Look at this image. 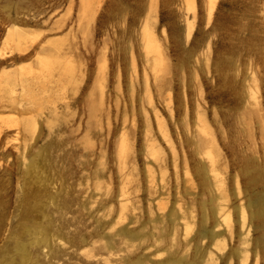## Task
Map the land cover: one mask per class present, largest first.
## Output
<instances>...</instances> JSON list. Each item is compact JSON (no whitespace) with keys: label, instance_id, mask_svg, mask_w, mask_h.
Here are the masks:
<instances>
[{"label":"rangeland","instance_id":"rangeland-1","mask_svg":"<svg viewBox=\"0 0 264 264\" xmlns=\"http://www.w3.org/2000/svg\"><path fill=\"white\" fill-rule=\"evenodd\" d=\"M146 33L159 53L149 51ZM23 43L33 50L30 59L0 70V264H77L69 246L86 222L80 203L91 184L84 174L100 162L116 173L121 155L108 129L123 122L128 130L142 190L143 126L156 134L163 121L180 152L183 115L172 124L169 108L184 99L204 97L206 107L208 96L216 100L219 123L211 127L226 164L231 215L240 202L232 169L242 193L264 188V127L248 121L249 139L238 117L257 105L264 115V0H194V9L191 0H0V52ZM162 77L169 85L154 87ZM87 123L92 134L84 137ZM253 171L263 175L258 188Z\"/></svg>","mask_w":264,"mask_h":264},{"label":"bare ground","instance_id":"bare-ground-1","mask_svg":"<svg viewBox=\"0 0 264 264\" xmlns=\"http://www.w3.org/2000/svg\"><path fill=\"white\" fill-rule=\"evenodd\" d=\"M191 3L194 9V0ZM211 12L212 6L208 11V22ZM194 23L193 15L189 22L190 28ZM190 32L191 29L188 30V36ZM145 39L149 51L159 53L152 34L146 33ZM44 48L42 45L37 47L41 52ZM32 51L31 46L25 43L15 45L8 52L1 51L0 70L12 59L29 60ZM145 58L149 61L147 56ZM161 63L164 65L163 60ZM153 83L159 89L169 85L165 77L155 79ZM207 99L208 107L205 106L204 97L196 99L194 103L184 99L180 107L170 106L172 124L183 115L179 128L182 135L180 152L171 141L164 122L158 117L156 134L152 133L148 125L143 126L141 139L148 163L144 169L145 186L142 190L136 172L138 162L129 160L131 144L128 143V130L125 131L123 122L108 129V136L117 137L120 141L121 155L115 163L116 173L100 162L98 166L101 168L97 169L96 166L88 175L84 174L91 184L82 193L84 202L80 203L82 210L86 211V222L80 232L73 234L69 246L72 248L70 255H75L77 264H264V188L259 187V190H253L250 194L242 193L237 171L232 169L233 193L240 202L234 215H231L228 189L222 176L226 164L221 161L216 133L211 127L219 123L218 114L212 108L216 100L209 96ZM110 111L107 109L105 115L109 116ZM261 111L257 105L238 113L240 123L247 127L245 133L249 139L253 138V132L248 121L257 119L261 121L259 126L264 127ZM88 124L83 129L84 137L91 133ZM100 132L102 134L103 131ZM98 149L101 154L104 152L102 147ZM89 154L83 152L84 156ZM89 159L87 157L86 161ZM87 164L83 163V166ZM168 168L171 169L170 179L166 177ZM249 179L251 185L258 188L263 182V175L253 171ZM81 183L79 185L82 187ZM111 184L113 187H110ZM187 196L191 198L186 199ZM202 196L206 199H200ZM240 196H244V200Z\"/></svg>","mask_w":264,"mask_h":264}]
</instances>
